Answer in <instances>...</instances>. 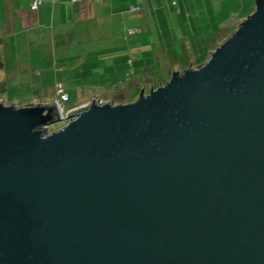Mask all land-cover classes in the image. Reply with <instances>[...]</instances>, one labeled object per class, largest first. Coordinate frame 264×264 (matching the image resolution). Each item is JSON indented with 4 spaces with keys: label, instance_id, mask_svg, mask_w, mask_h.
Returning a JSON list of instances; mask_svg holds the SVG:
<instances>
[{
    "label": "water",
    "instance_id": "obj_1",
    "mask_svg": "<svg viewBox=\"0 0 264 264\" xmlns=\"http://www.w3.org/2000/svg\"><path fill=\"white\" fill-rule=\"evenodd\" d=\"M90 99H0V264H264V0L201 65Z\"/></svg>",
    "mask_w": 264,
    "mask_h": 264
},
{
    "label": "crops",
    "instance_id": "obj_2",
    "mask_svg": "<svg viewBox=\"0 0 264 264\" xmlns=\"http://www.w3.org/2000/svg\"><path fill=\"white\" fill-rule=\"evenodd\" d=\"M218 1L227 10L216 22L220 30L226 22L234 30L254 8V0ZM209 8L207 0H0V87L48 84L42 103L59 102L62 94L68 101L64 86L91 94L99 85L124 84L134 95L139 85L124 83L134 74L132 56L139 76L147 59L164 69L165 58L172 61L179 48L187 53L192 46L184 37L185 26L194 28L192 16L199 19L196 28L204 15L215 21L217 12ZM209 41L201 44L203 52L213 50ZM173 69L181 70L173 65L156 83Z\"/></svg>",
    "mask_w": 264,
    "mask_h": 264
},
{
    "label": "rangeland",
    "instance_id": "obj_3",
    "mask_svg": "<svg viewBox=\"0 0 264 264\" xmlns=\"http://www.w3.org/2000/svg\"><path fill=\"white\" fill-rule=\"evenodd\" d=\"M221 2L218 0H207V7H211L213 11H216V15H212V19L215 21L209 22L207 20V16L204 15L203 19H200V28H196L197 24L199 23V19H194L197 18L196 16L193 17V27L190 29L189 25L185 26V33L184 37H188L189 41H191L192 46L190 47L189 51L187 53H182V48H179V53L173 54V60L171 61L168 59L169 57L165 58L166 61L170 62H163V67L164 69H160V64H156L155 60L147 59L148 61L145 63V68H143V71H140V76L138 74L137 70H134L133 63L134 62V55L131 58L132 61V73L134 71V74H132L131 79H126L124 83L129 85V82H132L134 84H131L132 86L135 87V85H139L138 88L136 86V92L133 95L132 90H128V86L124 84H117L119 86H116L114 88L113 85H99L96 86L94 91H92L91 94H86L82 93L79 94V91H75L76 88L74 86H64L67 88V92L69 93V100L68 101H61L59 100L60 106L63 110V114L68 112L69 110L76 108L78 106H82L84 104H87L91 101L90 98L94 97V99L99 100V101H113L114 103H124L128 100H135L138 97L141 84H138L137 80L143 82V86L145 89V93H148L149 89L152 87L151 85L159 86L160 84L156 83V81H164V79L167 77V73H169L171 67L177 66L179 69H184L189 63V65H193L194 67L201 65L208 59V53L210 52H203L202 45L204 43H208V39H211L212 42L211 45L213 49L216 47L218 44L217 42L219 41L222 42L225 38H227L234 30L233 26L229 23L226 22L224 23L223 29H218V22L220 19H222L225 15H227V10L224 8V6L221 7ZM209 8V9H211ZM207 15V14H206ZM249 15V14H248ZM246 15V16H248ZM245 16V17H246ZM216 17V18H214ZM206 19V20H205ZM239 21V20H238ZM217 22V23H216ZM211 23V25H210ZM219 33H216L218 32ZM217 43V44H216ZM202 44V45H201ZM136 57V56H135ZM143 57V56H142ZM168 59V60H167ZM129 64V63H128ZM169 65V67H167ZM158 67V68H157ZM167 81V80H166ZM165 81V82H166ZM164 82V83H165ZM153 83V84H152ZM163 83V84H164ZM123 85V86H122ZM48 84H40L37 82L35 85H24V84H18V85H12V86H7V87H0V99L3 103L5 104H13V105H29V104H34V103H42L39 100L43 99L44 97H47V94L44 90L47 88L48 89ZM128 88V89H126ZM66 90V89H65ZM52 97H57L53 95ZM132 102V101H130ZM67 121L63 120L59 123H55L49 127L50 131L57 130L58 128L62 127Z\"/></svg>",
    "mask_w": 264,
    "mask_h": 264
},
{
    "label": "built area",
    "instance_id": "obj_4",
    "mask_svg": "<svg viewBox=\"0 0 264 264\" xmlns=\"http://www.w3.org/2000/svg\"><path fill=\"white\" fill-rule=\"evenodd\" d=\"M75 1H77V0H72V2H75ZM39 3H40V2H38V1L34 2V3L32 4V8L36 9L37 6L39 5ZM60 100H62V101H66V100H67V95H66V94H62V95L60 96Z\"/></svg>",
    "mask_w": 264,
    "mask_h": 264
}]
</instances>
